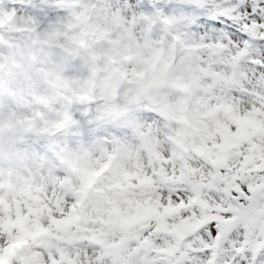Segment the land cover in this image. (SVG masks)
<instances>
[{"label":"snow or ice","instance_id":"obj_1","mask_svg":"<svg viewBox=\"0 0 264 264\" xmlns=\"http://www.w3.org/2000/svg\"><path fill=\"white\" fill-rule=\"evenodd\" d=\"M0 264H264V0H0Z\"/></svg>","mask_w":264,"mask_h":264}]
</instances>
